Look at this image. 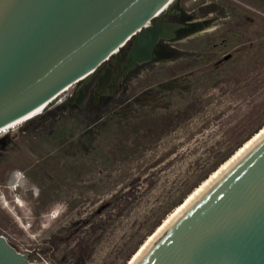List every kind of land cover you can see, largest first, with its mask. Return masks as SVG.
<instances>
[{
  "label": "rangeland",
  "instance_id": "rangeland-1",
  "mask_svg": "<svg viewBox=\"0 0 264 264\" xmlns=\"http://www.w3.org/2000/svg\"><path fill=\"white\" fill-rule=\"evenodd\" d=\"M171 5L178 12L168 20L195 24L160 40L163 54L128 71L98 107L66 102L72 84L0 132L16 140L41 118L49 119L43 132H58L54 147L43 149L49 154L29 167L31 178L21 166L38 156L5 154L0 145V233L28 260L126 264L188 192L264 125V0Z\"/></svg>",
  "mask_w": 264,
  "mask_h": 264
},
{
  "label": "water",
  "instance_id": "water-1",
  "mask_svg": "<svg viewBox=\"0 0 264 264\" xmlns=\"http://www.w3.org/2000/svg\"><path fill=\"white\" fill-rule=\"evenodd\" d=\"M176 0H0V127L59 100L79 103L96 75L94 102L119 77L156 58ZM169 5V6H168ZM125 57L118 68L122 49ZM114 57V68L99 65ZM0 264L28 260L0 233ZM128 264H264V129L243 146L138 250Z\"/></svg>",
  "mask_w": 264,
  "mask_h": 264
},
{
  "label": "flooded vegetation",
  "instance_id": "flooded-vegetation-1",
  "mask_svg": "<svg viewBox=\"0 0 264 264\" xmlns=\"http://www.w3.org/2000/svg\"><path fill=\"white\" fill-rule=\"evenodd\" d=\"M169 11L173 13L178 12V11L175 12L172 5L169 6ZM182 17H183L182 14H175L174 19L175 20H178L179 18L183 19ZM183 22L188 23V28L178 30L177 31L178 37L181 31L187 30L195 24L193 23V21H190V20L183 19ZM163 52H164V44L162 42H159L156 47V57H159L161 54H163ZM124 57H125V51L121 53V58H120V61L118 62V68L121 67V62ZM112 58L113 59L111 61H108L105 65H110L114 68L113 74H112V82H114V75H115V61L114 60L115 59L114 57ZM104 66L99 72H101L104 69ZM123 76L119 77L118 81L116 82L115 89L117 88L120 82V79L123 78ZM95 80H96V75L92 77V80L89 82V84L83 85V89H84L83 97L81 98V101L79 103L74 102V104L79 105L80 103H82V101H84V109H93L94 107L96 106L98 107L102 103L103 99L107 97V95L100 96L99 100L97 102H94L93 91L96 89ZM48 120L49 119L47 118H41V119L31 120L29 123H27L25 127L21 129L22 132L24 133L20 135H16V138L19 140L20 143H18L17 139L10 140L9 138L6 139L7 137L5 136L0 137V145L3 147L5 154L18 150L20 153L26 156H31V155L38 156V158H36L34 162H29L28 165L21 166V169L23 170V177L25 178L32 177L29 167L34 168L36 165L35 162L44 159L49 154V152H47L46 154H43L44 147H54V145L58 142V132L54 133L53 127H51L49 130H46L47 132H43L44 129H47V127L45 128L43 122L48 121ZM37 193H39V188H38Z\"/></svg>",
  "mask_w": 264,
  "mask_h": 264
},
{
  "label": "bare ground",
  "instance_id": "bare-ground-1",
  "mask_svg": "<svg viewBox=\"0 0 264 264\" xmlns=\"http://www.w3.org/2000/svg\"><path fill=\"white\" fill-rule=\"evenodd\" d=\"M169 6V5H168ZM71 86V85H70ZM68 86V87H70ZM67 87V88H68ZM66 88V89H67ZM44 107H41L30 114H27L21 118H18L3 127H0V132H5L7 129L23 122L24 120L34 116L35 114H39V112H42ZM264 129V125L257 130L252 136H250L242 145H240L233 153H231L224 161H222L211 173H209L198 185H196L191 191L188 192V194L183 198L181 202H179L174 209L169 212L156 226V228L146 237L144 241L140 244V246L133 252V254L130 256L126 264L130 262V260L134 257V255L138 252V250L142 247V245L185 203L187 202L223 165H225L243 146H245L250 140H252L258 133H260Z\"/></svg>",
  "mask_w": 264,
  "mask_h": 264
}]
</instances>
